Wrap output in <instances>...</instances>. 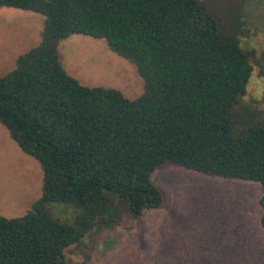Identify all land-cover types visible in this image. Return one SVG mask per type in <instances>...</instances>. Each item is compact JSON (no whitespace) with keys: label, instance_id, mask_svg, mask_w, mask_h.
<instances>
[{"label":"trees","instance_id":"1","mask_svg":"<svg viewBox=\"0 0 264 264\" xmlns=\"http://www.w3.org/2000/svg\"><path fill=\"white\" fill-rule=\"evenodd\" d=\"M230 5L221 22L199 0H0L43 16L40 41L0 75V123L43 174L24 215H0V264H70L69 246L162 205L152 173L166 165L258 182L264 228V115L234 130L253 51ZM72 34L133 63L143 92L71 76L56 47ZM53 203L76 211L71 224L52 217Z\"/></svg>","mask_w":264,"mask_h":264},{"label":"rangeland","instance_id":"2","mask_svg":"<svg viewBox=\"0 0 264 264\" xmlns=\"http://www.w3.org/2000/svg\"><path fill=\"white\" fill-rule=\"evenodd\" d=\"M199 1L221 22L225 10L229 16L237 10L234 5L229 11L230 3L239 2L244 30L240 45L253 55L246 92L233 107L234 130L247 127L264 115V0ZM42 20L39 13L0 6V75L12 70L17 56L40 41ZM56 48L63 68L81 84L114 87L131 99L143 92L134 64L111 51L103 39L72 34L58 40ZM248 114L253 120L242 123V116ZM42 177L39 163L20 149L0 123V215H24L41 195ZM152 181L163 195L160 207L145 210L137 218H122L115 228L69 246L67 262L264 264L258 182L176 165L155 170ZM47 209L52 217L69 224L76 212L60 203L49 204Z\"/></svg>","mask_w":264,"mask_h":264}]
</instances>
